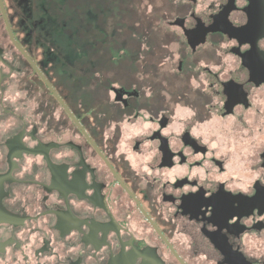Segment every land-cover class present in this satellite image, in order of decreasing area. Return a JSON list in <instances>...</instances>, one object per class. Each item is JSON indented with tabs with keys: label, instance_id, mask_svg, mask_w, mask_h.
Segmentation results:
<instances>
[{
	"label": "flooded vegetation",
	"instance_id": "flooded-vegetation-1",
	"mask_svg": "<svg viewBox=\"0 0 264 264\" xmlns=\"http://www.w3.org/2000/svg\"><path fill=\"white\" fill-rule=\"evenodd\" d=\"M2 1L0 264H264V0H173L178 59L109 91Z\"/></svg>",
	"mask_w": 264,
	"mask_h": 264
},
{
	"label": "rangeland",
	"instance_id": "rangeland-1",
	"mask_svg": "<svg viewBox=\"0 0 264 264\" xmlns=\"http://www.w3.org/2000/svg\"><path fill=\"white\" fill-rule=\"evenodd\" d=\"M7 2L13 16H18L15 22L19 27L26 22L35 28L32 41L36 44H46V49H53L54 55L61 53L57 47L68 50L61 53L62 58L66 55L71 60L78 59L79 68L84 72L91 69L89 64L92 62L96 91H109L99 77L115 73L117 78L112 79V84L119 85L124 75L135 77L141 74L142 60H164L166 54L177 60V50L184 49L181 46L185 37L180 28L169 25L177 12L173 0L168 6L161 0ZM29 4L35 10L31 18L24 16V12L27 14L25 7ZM161 7L163 10L170 7L172 10L167 13L168 17H163L159 22L160 15L155 14V10ZM153 9L154 14H151ZM170 55L168 59L172 58ZM118 67H122V72L117 73Z\"/></svg>",
	"mask_w": 264,
	"mask_h": 264
},
{
	"label": "water",
	"instance_id": "water-1",
	"mask_svg": "<svg viewBox=\"0 0 264 264\" xmlns=\"http://www.w3.org/2000/svg\"><path fill=\"white\" fill-rule=\"evenodd\" d=\"M0 6H1V9H2V12H3V15L5 17V21H6V25H7V28L9 30V33L13 39V41L17 44L14 36H13V32L11 30V27H10V24H9V21H8V18H7V14H6V11H5V7H4V3L2 0H0ZM18 45V44H17ZM38 69V68H37ZM40 75L43 77V79L47 82V84L50 86L51 90L53 91V93L56 95V97L64 104V106L67 108V106L65 105V103L61 100V98L59 97V95L56 93L55 89L51 86V84L49 83V81L46 79V77L42 74V72L38 69ZM68 109V108H67ZM69 110V109H68ZM70 112V110H69ZM71 113V112H70Z\"/></svg>",
	"mask_w": 264,
	"mask_h": 264
},
{
	"label": "trees",
	"instance_id": "trees-1",
	"mask_svg": "<svg viewBox=\"0 0 264 264\" xmlns=\"http://www.w3.org/2000/svg\"><path fill=\"white\" fill-rule=\"evenodd\" d=\"M161 2L163 3H166L167 4V6L169 5V4H172L171 2H170V0H161ZM172 9L170 8V7H168V8H164V10L162 9V7L160 8V9H158L157 8V10H155V14H159L160 16H159V18H158V21L159 22H161L164 18L163 17H168L167 16V13L169 14V12L171 11ZM171 13V12H170ZM151 14H154V9H153V11H152V13ZM157 20V19H156ZM66 46V45H65ZM161 57V56H160ZM122 72V67L120 68V67H118V69H117V73L118 72ZM112 76L114 77V76H116V74L114 73V74H112ZM112 79H114V78H112Z\"/></svg>",
	"mask_w": 264,
	"mask_h": 264
}]
</instances>
